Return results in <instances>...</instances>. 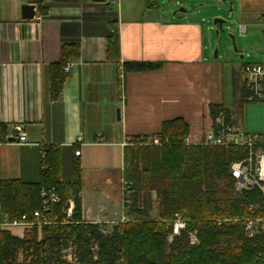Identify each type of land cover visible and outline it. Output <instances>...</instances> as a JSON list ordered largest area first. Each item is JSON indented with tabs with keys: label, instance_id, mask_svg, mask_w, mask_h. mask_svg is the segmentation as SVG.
I'll use <instances>...</instances> for the list:
<instances>
[{
	"label": "crops",
	"instance_id": "crops-1",
	"mask_svg": "<svg viewBox=\"0 0 264 264\" xmlns=\"http://www.w3.org/2000/svg\"><path fill=\"white\" fill-rule=\"evenodd\" d=\"M31 3L35 15L24 18L23 8ZM232 3L226 15H215L201 2L180 16L163 0L151 9L145 0H0V122L14 138L0 144L2 179L38 181L43 149L61 147L62 168L70 167L74 155L80 160L82 219L111 224L126 212L127 138L157 134L165 121L182 118L189 142L199 144L214 127L213 105L228 109L245 131L264 133V102L244 99L242 73L244 63L264 61V0ZM41 7H47L46 14ZM217 16L234 22L222 30L213 22ZM113 25L122 62L163 66L125 73L108 60ZM67 43H78L80 55L53 99L50 66ZM18 125L25 143L15 139ZM79 135L76 155L72 147ZM61 179L69 189L72 178ZM114 182L120 186L118 198L109 187Z\"/></svg>",
	"mask_w": 264,
	"mask_h": 264
},
{
	"label": "trees",
	"instance_id": "trees-1",
	"mask_svg": "<svg viewBox=\"0 0 264 264\" xmlns=\"http://www.w3.org/2000/svg\"><path fill=\"white\" fill-rule=\"evenodd\" d=\"M160 3L161 0H145L149 9L159 7ZM41 10L44 14L48 11L47 7H41ZM113 29L107 38V58L121 64L125 73L163 66L161 62H122L118 28L113 25ZM79 55L78 43L61 46L59 60L50 66L53 99L59 97L68 76L63 71L64 65ZM219 109L216 105L211 107L214 119ZM224 110L229 116V110ZM157 134L162 138L161 144H143L146 135L132 137L131 144L126 146L124 181L131 184V202L125 199L127 219L115 224L111 234L105 235L102 225L82 219L80 160L74 155L68 189L61 179V147L51 145L43 149L38 181L1 179L3 215L14 219L32 214L40 205L41 187L54 185L63 201L71 193L70 197L75 201V219L80 222L66 227H45L39 241L36 230L32 232V238H21L0 228V264H59L53 252L68 241H73L77 247V264H264V233L247 237L242 220L250 216L251 204L257 205L254 214H262L264 195L259 189L247 191L240 197L234 193L231 164L243 158L246 149L187 143L189 126L182 118L165 121ZM9 137L8 125L0 122V142L8 141ZM77 149L78 144H74V154ZM153 190L160 198V209L156 219H149L146 218L149 209L138 207L137 197L140 191ZM146 203L149 204V196ZM178 215L184 220L185 227L169 240ZM221 219L228 220L219 224ZM192 232L197 235V244L190 243ZM30 248L36 256L28 262L17 261V253L22 251L28 257Z\"/></svg>",
	"mask_w": 264,
	"mask_h": 264
},
{
	"label": "built area",
	"instance_id": "built-area-1",
	"mask_svg": "<svg viewBox=\"0 0 264 264\" xmlns=\"http://www.w3.org/2000/svg\"><path fill=\"white\" fill-rule=\"evenodd\" d=\"M239 28L241 32L245 31L244 24H240ZM112 31H114L113 28ZM74 62V60L67 61L63 68L65 74L72 72ZM242 73L245 81L246 101L264 102V61L244 63L242 65ZM15 129L17 131V137H15L17 143H25L27 137L23 126L18 125ZM82 140L83 137L79 135L75 144L82 143ZM186 142L190 143L188 137ZM142 143L145 145H158L162 143V138L158 134H152L144 138ZM128 144H131V138H127L124 142V145ZM199 144L207 146L232 145L245 148V156L231 164V173L235 180L234 193L237 197H240L247 191L259 189L264 195V133L252 134L245 131L239 124H236L235 116L232 113L227 116L224 108L220 107L214 119V127L203 135ZM75 154L80 155V150L77 149ZM131 193L130 182L123 180V203L126 198L128 203L131 202ZM40 197V205L33 210L32 214H24L22 218L14 219L2 214V202L0 199V228L9 230L14 236L24 237L35 230L38 234H41L45 227H66L80 222L75 219L74 198L69 197L66 201H63L56 186H42ZM249 208L251 210L250 216L242 220L246 236L254 238L264 233V204L262 214L259 215L254 214L257 211V205L251 204ZM227 220L221 219L218 220V223L221 224ZM184 227L185 222L178 220V223L175 224V231H179ZM190 239L192 243L198 241L195 232L190 234Z\"/></svg>",
	"mask_w": 264,
	"mask_h": 264
},
{
	"label": "rangeland",
	"instance_id": "rangeland-1",
	"mask_svg": "<svg viewBox=\"0 0 264 264\" xmlns=\"http://www.w3.org/2000/svg\"><path fill=\"white\" fill-rule=\"evenodd\" d=\"M163 2L165 3V5H169V7H174L175 10H177L180 7L186 6V5H187L186 7H188V8H192V7L198 8L199 3L204 2L206 5V6H204V8L208 9L209 11L214 9L215 15H226V14L230 13L227 11L229 8L234 9L233 3L231 4V2H233V0H227L226 2H219L216 0H201V1L200 0H174V1L163 0ZM215 6H221V7H223V9H215ZM230 21L234 22L233 18ZM228 24H230V22ZM62 177L65 180L72 178L71 165L68 168H66V165L63 167ZM109 187L112 190L113 197L118 198L120 195V186L114 182ZM147 196H149V204L146 203ZM148 205H149V207H148ZM137 206L140 208H143L144 210L149 209V211L146 215V218L156 219L158 216L159 209H160V198L157 196V194L154 190L150 191V192L140 191L139 197H137ZM127 216H128V214H127V212H125L124 216L122 217V221L126 220ZM178 220L184 221L180 215L177 216V219L174 223V232H173V234H171L169 236V240H173L174 235L180 233V230L175 231V224L178 223ZM118 223H119V221H116V222L111 223V224H103L101 226V230L105 235L111 234L115 224H118ZM31 236H32V233H29V234H26L24 237H21V238H26V237H31ZM42 238H43V231L41 232V234L37 235V241L41 240ZM190 243L191 244H197L198 241L195 243H192L190 241ZM76 249H77V247L73 243V241H68L67 244L63 243L61 248L56 247L53 254L57 258V262L59 264H77L78 262H77V258H76ZM93 249H96V246H93ZM32 256H36V255L34 254L33 248H30V255L28 257H26L22 251H19L16 255V259L19 262H28Z\"/></svg>",
	"mask_w": 264,
	"mask_h": 264
},
{
	"label": "water",
	"instance_id": "water-1",
	"mask_svg": "<svg viewBox=\"0 0 264 264\" xmlns=\"http://www.w3.org/2000/svg\"><path fill=\"white\" fill-rule=\"evenodd\" d=\"M170 1H174V0H170ZM216 1L226 2V0H216ZM231 4H232V2H231ZM23 9H24V13H23L24 18H32V17H34V15H35V4H33V3L26 4ZM193 11H194V7L188 8L186 6H183V7L178 8L177 10H174L173 13L174 14L179 13L180 16H182L183 14L191 13ZM228 11L232 12V9H229ZM213 22H214V24H218L220 29L223 30L222 26L224 24L227 25L230 22V19L217 16V17L214 18ZM117 116L120 119V108L117 109ZM13 139L14 138L12 136H10L8 138L9 141H13Z\"/></svg>",
	"mask_w": 264,
	"mask_h": 264
}]
</instances>
